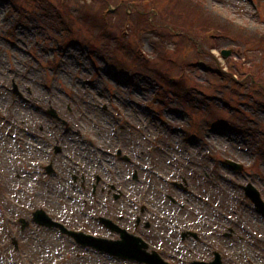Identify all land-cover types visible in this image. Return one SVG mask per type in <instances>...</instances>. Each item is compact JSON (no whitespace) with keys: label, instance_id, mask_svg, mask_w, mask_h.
Listing matches in <instances>:
<instances>
[{"label":"rangeland","instance_id":"1","mask_svg":"<svg viewBox=\"0 0 264 264\" xmlns=\"http://www.w3.org/2000/svg\"><path fill=\"white\" fill-rule=\"evenodd\" d=\"M141 3L0 0V264H144L57 229L22 231L37 208L109 238L98 216L123 215L174 264L215 250L224 264H264V215L243 188L264 199V0ZM199 8L230 26L210 33L212 47L187 28L208 19ZM186 230L199 238L182 240Z\"/></svg>","mask_w":264,"mask_h":264},{"label":"water","instance_id":"2","mask_svg":"<svg viewBox=\"0 0 264 264\" xmlns=\"http://www.w3.org/2000/svg\"><path fill=\"white\" fill-rule=\"evenodd\" d=\"M54 113V111H53ZM241 168V166H238V169ZM49 172H52V167H48ZM118 197V195H117ZM254 199L256 202L260 200V194L259 192H256V196H254ZM260 211L264 213V204L260 203ZM36 220H38L40 223L47 224V225H60L62 227L63 231L68 232L69 234L76 237V239L87 245L94 246L100 250L108 251L111 254H115L124 258H130V259H138L141 261H147L151 262L153 264H168L162 260V258L157 254H147L145 251V247H147V244L142 241L141 238L135 237L129 233L126 232V230H121L114 222L104 219L103 221L106 222L108 226H110L113 229L120 230L123 235V240L121 241H111L103 238H97L91 235H86L81 232H73L68 231L62 224H58L53 222L43 211H38L36 213ZM118 227V228H117ZM194 264H207V263H194ZM209 264H222L221 259L218 258L216 261L209 263Z\"/></svg>","mask_w":264,"mask_h":264},{"label":"trees","instance_id":"3","mask_svg":"<svg viewBox=\"0 0 264 264\" xmlns=\"http://www.w3.org/2000/svg\"><path fill=\"white\" fill-rule=\"evenodd\" d=\"M133 1H136V0H133ZM204 15V16H206L208 19H204V18H201L200 17V19H201V21L200 22H198V24H200V30L203 32V31H211V30H213V29H215L216 28V30H221V31H223V27H224V29L226 28V29H229V25L228 24H224V22L223 23H221L220 25H218V26H216V25H213L216 21H214L212 18H211V15L206 11V10H204V11H202V12H200V15ZM197 24V25H198ZM205 33V32H204Z\"/></svg>","mask_w":264,"mask_h":264},{"label":"bare ground","instance_id":"4","mask_svg":"<svg viewBox=\"0 0 264 264\" xmlns=\"http://www.w3.org/2000/svg\"><path fill=\"white\" fill-rule=\"evenodd\" d=\"M24 82H25V85H26V86H29V85H30V81H29L27 78L24 79ZM15 113H16V116H17L20 120H23V119H24V118H23V115L21 114L20 111H17V112H15ZM23 124L26 125V121H25V120H23ZM176 137H177V136H176ZM24 147H25L26 151H29V150H35V147H33L32 144H31L29 141H26V142L24 143Z\"/></svg>","mask_w":264,"mask_h":264},{"label":"flooded vegetation","instance_id":"5","mask_svg":"<svg viewBox=\"0 0 264 264\" xmlns=\"http://www.w3.org/2000/svg\"><path fill=\"white\" fill-rule=\"evenodd\" d=\"M85 184V181H83V185ZM104 189V188H103Z\"/></svg>","mask_w":264,"mask_h":264}]
</instances>
